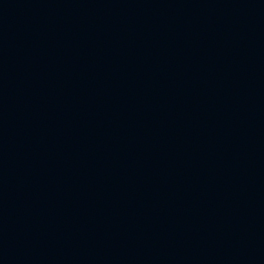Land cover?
Returning a JSON list of instances; mask_svg holds the SVG:
<instances>
[{"label":"water","instance_id":"95a60500","mask_svg":"<svg viewBox=\"0 0 264 264\" xmlns=\"http://www.w3.org/2000/svg\"><path fill=\"white\" fill-rule=\"evenodd\" d=\"M131 264H264V0H185Z\"/></svg>","mask_w":264,"mask_h":264}]
</instances>
